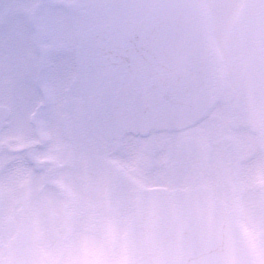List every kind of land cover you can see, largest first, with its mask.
Returning <instances> with one entry per match:
<instances>
[{
  "label": "snow or ice",
  "instance_id": "6c2138e0",
  "mask_svg": "<svg viewBox=\"0 0 264 264\" xmlns=\"http://www.w3.org/2000/svg\"><path fill=\"white\" fill-rule=\"evenodd\" d=\"M124 7L26 0L0 14V264H264L259 100L221 103L218 88H201L193 73L207 80L224 55L207 39L195 69L176 59L135 75L102 70ZM66 8L79 9L74 31ZM35 33L64 39L34 62L18 53ZM165 39L179 57L180 36ZM143 45L139 35L123 41L133 56Z\"/></svg>",
  "mask_w": 264,
  "mask_h": 264
},
{
  "label": "clouds",
  "instance_id": "9594fccd",
  "mask_svg": "<svg viewBox=\"0 0 264 264\" xmlns=\"http://www.w3.org/2000/svg\"><path fill=\"white\" fill-rule=\"evenodd\" d=\"M22 2H26V0H22ZM16 4L17 3H14L13 0H7L6 3L0 5V11H3L4 13L9 12ZM63 11L66 13L65 28L68 31H74L71 27L72 18L77 14L79 9L66 8ZM63 39V33H58L57 35L51 37L45 36L41 33H35L29 38L27 46L22 48L18 54L21 57H31L34 62H39L41 59V53L46 47L54 45ZM183 45L187 48V51L182 60L188 67L195 69L198 63L205 61V58L199 54L202 48V40L198 34L192 33L185 37ZM102 54L109 59V63L107 65H102V70H107L109 67L121 69L126 68L132 64L138 63L142 59L141 57L128 56L127 65L122 64L121 61L125 58L127 51L124 48L117 47L113 40H111L110 46L102 49ZM193 76L194 79L199 81L201 88L208 87L210 83L212 86L218 88L221 92V103H227L231 98H233V96H236L239 98L242 106L244 107H249L254 102L259 100L261 110H264V90H260L255 95L250 96L246 90H241L231 79L227 78L224 75L221 66L216 62H213L208 68L209 78L207 80H202L197 72H194ZM255 116L256 112L249 113L246 118V122L252 120ZM242 130L249 133L254 131L251 126L245 127ZM255 131L258 133L260 140L264 141V128H257Z\"/></svg>",
  "mask_w": 264,
  "mask_h": 264
},
{
  "label": "flooded vegetation",
  "instance_id": "af4514ba",
  "mask_svg": "<svg viewBox=\"0 0 264 264\" xmlns=\"http://www.w3.org/2000/svg\"><path fill=\"white\" fill-rule=\"evenodd\" d=\"M253 4L261 5V0H254ZM255 10L258 11L259 7ZM243 35L244 43L240 44L234 54V63L238 66L232 70V81L241 89L246 90L250 96L260 90H264V76L261 64L254 58L255 52L259 51L256 34L252 28H247ZM258 99V97H257ZM23 135V130H18Z\"/></svg>",
  "mask_w": 264,
  "mask_h": 264
},
{
  "label": "rangeland",
  "instance_id": "374dc122",
  "mask_svg": "<svg viewBox=\"0 0 264 264\" xmlns=\"http://www.w3.org/2000/svg\"><path fill=\"white\" fill-rule=\"evenodd\" d=\"M222 3L228 5L227 0H222ZM211 19L217 24L219 31V38L222 40L226 33L230 34V27L232 26V20L228 15L219 12L217 7H211L210 9Z\"/></svg>",
  "mask_w": 264,
  "mask_h": 264
},
{
  "label": "water",
  "instance_id": "95a60500",
  "mask_svg": "<svg viewBox=\"0 0 264 264\" xmlns=\"http://www.w3.org/2000/svg\"><path fill=\"white\" fill-rule=\"evenodd\" d=\"M156 11H161V10L159 8H157ZM178 33H180L179 29H178Z\"/></svg>",
  "mask_w": 264,
  "mask_h": 264
}]
</instances>
